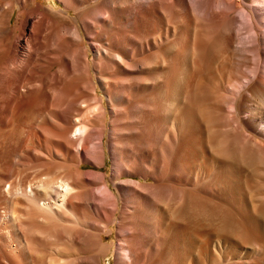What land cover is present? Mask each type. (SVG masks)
I'll list each match as a JSON object with an SVG mask.
<instances>
[{
	"label": "bare ground",
	"instance_id": "bare-ground-1",
	"mask_svg": "<svg viewBox=\"0 0 264 264\" xmlns=\"http://www.w3.org/2000/svg\"><path fill=\"white\" fill-rule=\"evenodd\" d=\"M48 2L0 0V109H30L34 169L0 176L3 248L264 264V0Z\"/></svg>",
	"mask_w": 264,
	"mask_h": 264
},
{
	"label": "rangeland",
	"instance_id": "rangeland-1",
	"mask_svg": "<svg viewBox=\"0 0 264 264\" xmlns=\"http://www.w3.org/2000/svg\"><path fill=\"white\" fill-rule=\"evenodd\" d=\"M39 1L42 4H44V5H49L50 4L48 2V0H39ZM52 3L55 6L54 8H59V4L56 1H54V2L52 1ZM0 95H1L0 96L1 97L0 98V102H2V101H4L3 94H0ZM21 106L22 105H20V107ZM0 107H1V104H0ZM20 107L17 108L16 105H13V107L9 110V112L8 111L5 112L2 108L0 109V111H3V112H1L2 114L0 113V115L3 116V117L1 116L3 121H1V119H0V176H3V175L7 174L9 176L11 175V177H14V178L16 177L17 178L18 176H24L26 174L25 177H27V176L30 177L32 175V173H33L31 171H34V169L29 167V165L26 166L25 164L21 163L22 157L24 155L27 156V155L30 154L29 152H30V147H32V141L28 137V135L26 134L27 133L25 131V130H27L26 126H23V124H26V122H27L25 119L28 118V117L30 119V114H31V113L29 114V112H30L29 110L30 109L28 107H24V106H22L21 108ZM4 113H5V115H4ZM29 119H27V120H29ZM24 120L26 121L25 123H24ZM18 121H19V124H17ZM21 122H22V125L20 124ZM19 126H21V128H20L21 132L18 130ZM15 130H18V132L15 131ZM13 131H15V132H13ZM12 132L15 135L12 134ZM18 133L19 134L21 133V134L17 138L16 135ZM22 133H23L24 136L22 135ZM10 135H12L11 138L14 139V141H13L14 144L11 141ZM20 137H22V139ZM15 138H16V140H18V142L21 140L19 145H18V142L15 140ZM9 140L11 141V145L13 144V146H11L9 144L10 143ZM7 141H8V143H7ZM8 144L10 146H7ZM6 147H10L11 149L8 148V151H7ZM6 154H7V156H6ZM84 168L89 169V168H93V167L91 165H89V164H86V165H84ZM5 202H6L5 200H3V201L0 200V213L3 212L2 207L5 204ZM2 228H3L2 227V220L0 219V234L2 233ZM3 231L11 232L12 230L10 229V227H8V228H4ZM111 236L107 237L105 239L106 243H110L111 241H113V238ZM47 243H48V241L46 242V245H47ZM46 245H44V246H46ZM44 246H42L43 248L41 247L42 248L41 250H43V253H44L43 257L44 256L47 257L49 255V252H50L49 248L47 249V247H49V244L46 247H44ZM69 249L70 248H67V252L66 253L70 254V255L72 253L74 254L75 250L70 249V251H69ZM79 253L81 255H85L86 254L85 250H83V249L79 250ZM0 257H1L0 258V264H33L32 260H30V259H24L25 262H23L24 260H21L22 262H18V261H20V259H18V260H16L17 258L14 259L13 258L14 256L13 257L11 256L10 251L4 249L3 246L1 245V239H0ZM39 264H46V261L44 263H39ZM103 264H114L113 256L107 255L106 257H104Z\"/></svg>",
	"mask_w": 264,
	"mask_h": 264
}]
</instances>
